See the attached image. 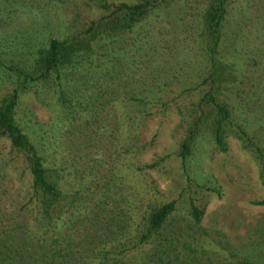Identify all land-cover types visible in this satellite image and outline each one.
Returning a JSON list of instances; mask_svg holds the SVG:
<instances>
[{
  "label": "trees",
  "instance_id": "obj_1",
  "mask_svg": "<svg viewBox=\"0 0 264 264\" xmlns=\"http://www.w3.org/2000/svg\"><path fill=\"white\" fill-rule=\"evenodd\" d=\"M35 1L0 0V21L34 9L39 3ZM174 1L95 0L102 12L89 18L75 32L47 37L21 65L0 60V80H12L10 89L0 96V141L8 147L2 152L1 161L4 166L14 161V169H20L16 189H22L20 195H15L0 187V264H264V220L260 223L261 234L250 236L238 247H218L206 242L205 232L198 228L204 206L192 205L190 217L185 221V216L174 215V199L148 204L140 211L130 199L125 205L118 204L125 199H115L105 192L108 190L105 181L93 189L90 184L84 186L92 192L90 197L88 193L81 195L77 190H66L63 167L47 164V153L40 139L34 138L14 116L20 93L33 83L59 86L57 101L72 113H78L71 107L80 106L77 97L89 87H94L96 95L107 102L110 98L117 99L116 95L105 96L103 88L107 85L124 87L133 79H139L137 84H140L144 78L139 70L152 73L155 57V63L162 61L163 51L156 50L160 44V27L142 26L135 39L129 35L127 52L136 53L144 67L135 62L133 54L122 49L127 43L120 38ZM245 12L250 13L251 25L247 23V27L241 28V23L248 19L243 18ZM196 25L198 30L193 28L190 32L194 44L185 47L192 48L206 67L200 81L205 88L188 107L190 118L176 151L181 158L190 153L201 129L210 133L216 148H226L224 137L229 132L233 110L230 112L229 103L221 94V83L227 74L231 75L229 56L235 51H244L249 60V70L242 81L245 93L238 98L235 110L240 115L244 113L242 120L264 116V0H204ZM115 48L124 55L105 58ZM135 86L121 91L129 94L127 99L131 104L136 100L135 106H141L145 100L134 95ZM142 89L149 91V87ZM125 95L121 94L123 98ZM100 106L98 115L101 121H106V114L100 112L101 102ZM254 110L259 114H254ZM78 117L73 114L68 119L73 121ZM112 118V125H116L115 114ZM103 125L97 123L95 135L104 132L113 137V130L105 131ZM239 125H235L232 134L253 155L264 186V142L257 144ZM84 134L86 143H90L94 135ZM98 185L101 189L94 193ZM252 202L264 204V197Z\"/></svg>",
  "mask_w": 264,
  "mask_h": 264
},
{
  "label": "rangeland",
  "instance_id": "obj_2",
  "mask_svg": "<svg viewBox=\"0 0 264 264\" xmlns=\"http://www.w3.org/2000/svg\"><path fill=\"white\" fill-rule=\"evenodd\" d=\"M35 2L39 3L34 9L0 21V60L5 64L21 65L31 57L30 52L36 46L46 42L47 37L75 32L89 18L102 12L95 0ZM203 6L204 0H176L161 7L156 16L150 15L140 21L132 33L122 34L120 39L127 43L122 49L133 54L131 57L135 62L144 67L136 53L127 52L129 35L135 39L142 26L156 25L161 30V46L159 44L156 50L163 52L162 61L155 63V57L152 66H158H151L152 73L139 70L144 78L140 84H137L139 79H133L124 87L109 84L103 88L105 85H102L105 96L116 95V100L110 98L105 102L96 95L94 87H89L77 97L80 106L71 107L78 113H72L57 101L59 86L37 82L20 93L14 116L34 138L40 139L47 153V164L63 167L61 174L66 190H77L81 195L88 193L90 197L92 192L84 186L90 184L93 189L94 185L105 181L104 185L108 187L105 192L115 199H125L118 204L125 205L130 199L138 205V210L143 211L148 204L174 199V215L185 216V221L190 217L192 205L204 206L198 223V228L205 232L204 240L218 247H238L250 236L264 231L261 232L260 225L264 220V204L252 202L264 197L258 165L232 134L237 128L235 125L240 124L253 141L259 145L264 142V116L242 120L244 113L240 115L235 110L238 98L244 96L246 88L242 81L249 70L248 55L244 51L238 50L229 56L231 75L227 74L221 83V94L228 101L230 112L233 110L229 129L226 128L229 132L224 137L226 148H216L210 133L201 129L185 158L176 153L190 118L188 107L205 88L200 81L206 74V67L198 55L193 54L192 48L185 47L194 44L190 32L193 28L198 30L196 24ZM245 17L248 19L241 23V28L247 27V23L251 25L250 13L245 12ZM123 55L115 48L105 58ZM11 82L0 80V96L10 89ZM132 85H136L134 95L145 100L141 106H135L136 100L131 104L127 99L129 94L121 91ZM143 87H149V91ZM120 91L126 98L119 94ZM100 102L103 107L100 112L106 114V121H101L98 115ZM253 113L257 115L259 111ZM73 114L79 117L71 121L68 117ZM113 114L118 119L116 125H112ZM86 119L88 122L84 123ZM98 122L104 124L102 129L105 131L112 129L113 137L104 132L95 135ZM88 132L94 135L90 143L85 141L84 133ZM7 149L6 143L0 141V187L20 195L22 189H16L20 169H14V161H8L5 166L1 161L2 152ZM98 186L94 193H99L101 187Z\"/></svg>",
  "mask_w": 264,
  "mask_h": 264
}]
</instances>
